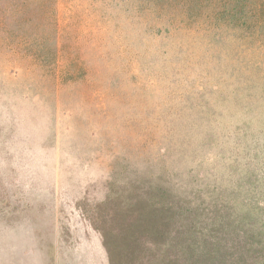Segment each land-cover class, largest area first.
<instances>
[{
    "label": "rangeland",
    "instance_id": "374dc122",
    "mask_svg": "<svg viewBox=\"0 0 264 264\" xmlns=\"http://www.w3.org/2000/svg\"><path fill=\"white\" fill-rule=\"evenodd\" d=\"M264 264V0H0V264Z\"/></svg>",
    "mask_w": 264,
    "mask_h": 264
},
{
    "label": "crops",
    "instance_id": "0c3cea01",
    "mask_svg": "<svg viewBox=\"0 0 264 264\" xmlns=\"http://www.w3.org/2000/svg\"><path fill=\"white\" fill-rule=\"evenodd\" d=\"M57 264V263H56Z\"/></svg>",
    "mask_w": 264,
    "mask_h": 264
}]
</instances>
